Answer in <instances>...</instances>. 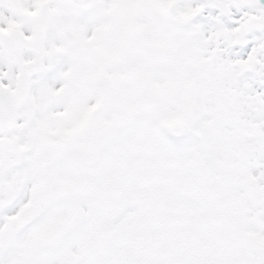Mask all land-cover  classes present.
<instances>
[{"label":"snow or ice","instance_id":"1","mask_svg":"<svg viewBox=\"0 0 264 264\" xmlns=\"http://www.w3.org/2000/svg\"><path fill=\"white\" fill-rule=\"evenodd\" d=\"M0 264H264V0H0Z\"/></svg>","mask_w":264,"mask_h":264}]
</instances>
